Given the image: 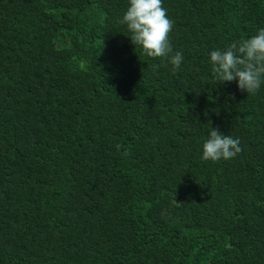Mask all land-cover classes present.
I'll return each mask as SVG.
<instances>
[{
    "label": "trees",
    "instance_id": "obj_1",
    "mask_svg": "<svg viewBox=\"0 0 264 264\" xmlns=\"http://www.w3.org/2000/svg\"><path fill=\"white\" fill-rule=\"evenodd\" d=\"M163 5L175 72L131 43L129 0H0V264H264V84L209 62L264 0ZM211 128L242 151L203 160Z\"/></svg>",
    "mask_w": 264,
    "mask_h": 264
},
{
    "label": "clouds",
    "instance_id": "obj_2",
    "mask_svg": "<svg viewBox=\"0 0 264 264\" xmlns=\"http://www.w3.org/2000/svg\"><path fill=\"white\" fill-rule=\"evenodd\" d=\"M119 23L126 25L131 43L134 47L139 46L145 56L167 59L173 72L181 67L184 57L180 52L173 51L169 39L173 21L163 0H129ZM209 62L217 84L235 80L240 90L255 94L264 84V28L251 37L231 42L224 50L211 51ZM121 147L116 145L118 150ZM241 151L239 138L211 128L202 144L201 158L212 162L229 160Z\"/></svg>",
    "mask_w": 264,
    "mask_h": 264
}]
</instances>
